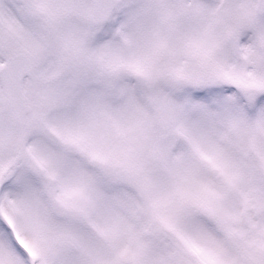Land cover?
<instances>
[{
	"label": "snow or ice",
	"instance_id": "snow-or-ice-1",
	"mask_svg": "<svg viewBox=\"0 0 264 264\" xmlns=\"http://www.w3.org/2000/svg\"><path fill=\"white\" fill-rule=\"evenodd\" d=\"M0 264H264V0H0Z\"/></svg>",
	"mask_w": 264,
	"mask_h": 264
}]
</instances>
